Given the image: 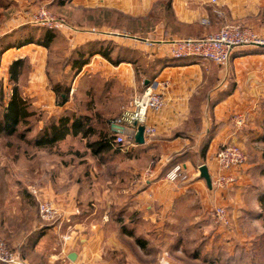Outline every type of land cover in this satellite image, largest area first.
<instances>
[{
  "label": "crops",
  "instance_id": "crops-1",
  "mask_svg": "<svg viewBox=\"0 0 264 264\" xmlns=\"http://www.w3.org/2000/svg\"><path fill=\"white\" fill-rule=\"evenodd\" d=\"M20 1H16L19 8L26 3ZM102 1L110 9L131 17H143L155 3L163 0ZM209 1L170 0L171 24H201V19H210L212 12L220 19L225 17L230 22H240L264 36V0H216L214 5ZM2 9H8V6L0 5ZM172 31L168 23L162 22L140 35L132 34L150 44L131 39L120 40L122 43L108 39L147 53L149 56H143L152 61L153 58L171 59L164 54L166 46L160 42L186 38ZM209 33L202 32L203 35ZM5 58L8 61L26 58L31 65L28 87L36 91L37 86H41L39 81L46 77L45 47L34 43L11 47L3 53L2 60ZM94 59L97 67L102 65L98 70L103 76L126 87L133 85L132 63H105L98 54ZM85 70L82 68L77 77ZM155 78L169 80L164 109L147 117V122L156 126L157 135L151 141L145 140L143 146L133 143L119 147L120 154L129 147L141 151L145 163L118 172V176L126 175L132 180L125 185L112 186L115 197L84 200L79 198L78 191L67 198L60 194V209L64 216L74 219L70 221L72 236L65 243L59 240L61 232L57 226L64 224L58 223L61 218L48 224L49 232L38 238L29 250V257L22 256L27 264H56L59 261L66 264H164L165 260L167 264H243L244 261L233 254L234 250L242 249L251 240L254 242L252 251L264 250V204L261 200L264 195V47L238 48L225 69L194 57L172 59L160 67ZM236 112L243 113L246 119L240 130H234L231 121ZM223 141L237 142L247 157L246 163L236 171L235 184L224 193L212 186L208 188L198 167L205 163L208 172L211 171L214 154ZM149 154L152 155L150 158ZM176 163L185 168L187 179L164 180V174ZM74 203L80 207L79 215L72 214ZM215 205L226 207L231 230L214 221L211 210ZM113 206L115 217L110 211ZM133 215L144 221V224L136 225L135 234L149 240V251L139 247L134 238L120 228L118 219L130 222ZM212 225L214 228H208ZM64 226L67 228L68 223ZM55 235L58 240L53 245ZM228 238H236L237 242L223 241ZM72 252L75 259L69 260L68 255ZM194 252H197L196 256ZM222 252L227 253L226 256ZM182 253L186 257L181 256ZM151 255L154 259L157 256V260L152 258L149 262L147 257ZM28 258H34L35 262Z\"/></svg>",
  "mask_w": 264,
  "mask_h": 264
},
{
  "label": "rangeland",
  "instance_id": "rangeland-1",
  "mask_svg": "<svg viewBox=\"0 0 264 264\" xmlns=\"http://www.w3.org/2000/svg\"><path fill=\"white\" fill-rule=\"evenodd\" d=\"M16 1L0 0V3L3 4L2 6H8V9L0 10L1 32L11 23V20L15 18L16 14H18L17 12L20 11L25 4L37 6L44 5L57 17L63 18L68 26L74 28V30L67 28L55 30V32H57L55 33L56 39L53 41L50 50L46 48L47 58L44 68L46 77L39 81L41 86L38 85L36 91L28 87V83L31 80V65L29 62L25 63L27 66L25 65L26 68L23 70L21 76V82L23 84L21 85L23 88V96L29 102V109L34 112L33 116L29 118L27 124L22 123L18 126V134L0 136V236L12 250L17 251L20 256H22L21 247L31 233L35 234L41 231V235H43L44 233H48L51 228L46 226L52 222L41 219L37 213L38 199L52 198L53 196L55 197L53 199L59 204L60 198L58 196H60V194H63L64 198H67L74 192L77 194V191L79 198L84 200H87L89 197H101L102 200H106L111 196L115 197V190H113L112 186L125 185L132 180V177L126 175L118 176V172L124 168L128 169L132 168L133 165L136 167L138 164L140 166L145 163V161L143 162V155H140L141 151L138 152L133 150L134 147H129L130 149L126 151L127 153L120 154L112 161V164L101 163L99 159L92 154L87 145L88 142L96 139L94 135H89L87 137H83L82 134L66 136L64 139L48 146L35 145L32 141L33 137L50 118L59 116L66 111L74 110L79 112L80 110L83 111V108H87L88 113L92 117H95V114L98 112L104 116V118H109L119 111H122L124 108L123 106L129 102L131 97L144 88L143 81L145 75L142 74V69L146 68V66L148 67L147 64L152 61V58H145L143 56V65H139L141 74L137 72L136 66L132 65L134 77L131 87L120 84L123 89L118 88L116 91L114 89L108 92L103 91L104 83L110 79L103 76L100 70H98L102 69V65L99 67L96 66L94 57L97 58V54L88 58V63L83 66V68L86 69L85 73L79 77H74L69 64V61L73 57L72 50L87 42L93 41L88 40L80 44L78 43V38L81 39L80 35H83L82 32L86 31H96L99 38H104V40H95L105 42H110L108 39L110 34H108V32L118 33L120 35L126 33L132 35L133 32L130 30V25L126 22L125 18L130 15L126 16V14L122 12L121 15L112 17V14H106L107 11L109 12L110 7L102 0H21L26 1V3L20 8L16 6ZM60 1L62 4L59 3ZM100 8L106 9L99 10ZM152 11L153 12H150L149 15L143 16L148 24H152L156 21V25L162 24V22L167 23L168 18H170L164 6L157 7L153 5ZM208 20V24H202L201 22V26L203 25L207 33H209V31H216L223 24L230 22L225 17L222 19L219 18L215 20L216 25L213 24L215 27H212L209 18ZM26 25L30 27H25L23 31L11 34L8 37L11 39L5 40V42L21 41V39L27 38L28 36L38 38L43 32L41 29L37 30L33 28L32 24ZM154 26H151V28ZM63 31H65V33ZM184 33L188 34V32ZM138 35H140V32H138ZM179 35L181 37V33H179ZM182 37L192 38L194 36ZM116 40L117 42H123L120 41L122 40L120 38H116ZM119 46L121 49L116 48L114 50L118 51L125 49L124 45L119 44ZM1 47L2 44H0V50ZM130 50L137 52V58H139V56L142 57L144 54L148 55L147 53H141L135 48H130ZM137 55H134V57ZM102 58L105 60V63H110L104 57ZM153 59L155 60V58ZM4 60H2L1 56L0 111L4 104L7 103L13 86V84L8 81V66L13 60L10 59L8 61L6 58ZM68 83L70 85V99L68 103L62 105L59 103V98L51 86L61 84L65 87ZM87 104L89 107H86ZM92 124L95 125L97 129L99 128V123H97L95 119ZM20 133H22L21 136H24L23 139L20 138ZM139 145L143 146V144ZM136 153L137 155H135ZM148 156L147 157L150 158L152 155L149 154ZM118 180L120 183L117 182ZM31 187L39 189L41 193L39 198L37 197L36 199L30 193L29 188ZM75 189L78 190L75 191ZM124 199L125 198L122 200ZM81 208L83 209V207ZM110 211L113 213L112 217H115L114 206L111 207ZM73 220L74 219L71 221ZM65 223L66 222H64V224ZM64 224L57 226V228L59 227L58 232H61V235L65 234L67 231ZM211 227L214 228V225L208 228ZM230 228L231 225L225 229L229 231L231 230ZM69 230L72 233V228L68 229V231ZM208 230L209 229H207V231ZM71 233L69 232L70 236H72ZM55 236L52 238L55 239V241L52 242L53 245L56 239L58 240L57 235ZM60 239L65 243L61 236L59 240ZM230 240V238L223 239L224 242H230ZM231 241L237 242L236 238H233ZM249 243L250 244L245 243L244 245L248 249H245V247L236 249L233 251V254L239 256L240 259L244 261L243 264H252L251 262H254V264H264V250L259 252L260 254L254 252L250 249L253 247V240ZM222 245L224 246V244ZM25 253H27L26 256L29 257L30 253L28 247ZM226 254L227 253L222 252L223 256H226ZM181 256L186 257L183 253ZM147 258L149 262L157 260V256L154 259V255L148 256ZM152 258L153 260H151ZM28 259L29 261L35 262L34 258L31 260L30 258ZM36 260L38 262L40 261L39 259ZM64 260H67L65 256ZM256 260L258 261L256 262ZM59 262L56 264H66L65 262Z\"/></svg>",
  "mask_w": 264,
  "mask_h": 264
},
{
  "label": "built area",
  "instance_id": "built-area-1",
  "mask_svg": "<svg viewBox=\"0 0 264 264\" xmlns=\"http://www.w3.org/2000/svg\"><path fill=\"white\" fill-rule=\"evenodd\" d=\"M211 5L216 4V0H210ZM15 18L6 26L0 35L11 32L14 28L23 24H32L33 26L45 27L52 30H62L64 28L74 30L68 26L63 18L57 17L44 5L25 4L20 11L17 12ZM202 24H208V17L201 19ZM65 33V31H63ZM81 39L78 43L95 39H100L96 31L82 32ZM109 38H120L122 40L143 41L147 44L151 42L140 37L126 34L111 33ZM69 36V35H67ZM106 36V35H104ZM166 46L164 54L173 58L196 57L208 60L221 68H228L230 59L234 52L240 47L246 46H263L264 36L259 35L256 31L248 26L240 23L229 22L220 26L216 31L202 38H172L160 42ZM144 88L135 93L129 104L124 107L121 114L110 122V131L115 136V142L121 145H130L134 143V135L138 125L144 126V139L153 140L157 135L156 126L147 122L149 114L160 113L166 104V90L169 87L168 79L154 78L151 81H143ZM245 116L241 112L232 115L231 121L234 130H240L245 123ZM246 154L243 148L237 142L223 141L216 150L209 172L211 178V186L224 193L231 188L236 182V171L246 163ZM205 165V163L200 164ZM164 180L176 182L178 180H186L187 173L180 163L174 164L163 176ZM30 193L37 199L41 194L39 189L31 187ZM73 215L81 213L78 204L72 206ZM37 213L39 217L45 221L54 223L59 218L62 221L58 223H68L67 231L61 235V238L67 242L71 236L68 229L71 228L70 216H64V211L53 198L38 199ZM214 221L223 228L231 225L230 216L224 205H215L211 210ZM66 215V214H65ZM65 218H64V217ZM63 217V218H62ZM168 262L165 260L164 264ZM0 264H27L20 254L12 250L6 241L0 236Z\"/></svg>",
  "mask_w": 264,
  "mask_h": 264
},
{
  "label": "trees",
  "instance_id": "trees-1",
  "mask_svg": "<svg viewBox=\"0 0 264 264\" xmlns=\"http://www.w3.org/2000/svg\"><path fill=\"white\" fill-rule=\"evenodd\" d=\"M37 1V0H34ZM42 1V0H41ZM62 4V2H59ZM163 4V5H162ZM0 5H3L0 3ZM157 7L164 6V8L167 10L168 18L167 23L172 27V30L174 32L181 33L183 36H191L193 35L195 39L202 38L206 35H203L202 32L205 30L203 25L197 24V25H179V24H171L172 22V11L170 7V0H163L161 2L155 3ZM2 7H7L2 6ZM106 9V8H100L99 10ZM148 12V15L152 11ZM164 12V11H163ZM211 12V11H210ZM106 14H112L111 16L121 15L122 12L117 9H109V12L107 11ZM127 16V15H126ZM126 22L130 25V30L133 33L138 32H146L148 31L151 26L156 25V22L152 24H148L147 20L143 17H125ZM160 18V17H159ZM158 18V19H159ZM220 17L214 13L211 12L210 14V23L212 27H215L216 25L215 20L219 19ZM214 24V25H213ZM25 27H30L27 25H23L18 27L16 30H12L11 32H8L4 35H0V44H2L1 50H0V58L3 55L5 51H7L11 47H20L22 45H26L29 43H34L41 45L47 49L50 50L51 45L53 41L56 39L55 30L48 29L45 27L40 26H33V28L37 30H43V34L41 33L38 38L28 36L27 38L21 39V41L17 42H10L6 43L5 40H10L11 38H8L11 34L17 33L19 31H23ZM32 27V26H31ZM179 27V28H178ZM204 28V29H203ZM34 29V30H35ZM32 31V30H30ZM172 31V32H173ZM184 32H188V34H185ZM210 32V31H209ZM4 40V41H3ZM15 41V40H14ZM121 49V47L114 42H105L100 40H93L90 42H87L75 49H73V57L69 61L71 70L73 71L74 77L78 75V73L82 70L83 66L88 63V58L92 55L99 54L102 57H104L106 60H108L112 64H118L120 62H130L133 65L136 66L137 72L141 74L140 72V64L143 62V55L142 57L137 55V52L130 50V48L125 47L124 50H118L115 51L114 49ZM134 55H137L134 57ZM183 58H189V57H181V58H161V59H155L151 62H149L148 67L142 69V74L145 75V81H151L156 77V75L159 72L160 67L164 63L170 62L172 59H183ZM196 58V57H194ZM28 63L26 58H18L13 60L9 66H8V81L13 84L10 96L8 98V101L4 106L1 108L0 111V136H9L13 134H18V126L22 123L27 124L29 121V118L33 116V111L29 109V102L28 100L23 96L22 91V82H21V76L23 73V70L26 68V64ZM26 65V66H25ZM143 65V64H142ZM147 75V76H146ZM147 77V78H146ZM82 79V78H81ZM18 84V85H16ZM22 84V85H21ZM53 91L57 94L59 98L60 104L68 103L69 101V91H70V85L69 83L66 84L65 87H63L61 84H55L51 86ZM118 88H122L120 86V83L115 80H108L104 83V90L108 92L114 89L118 90ZM123 89V88H122ZM118 95V94H117ZM117 97V96H115ZM130 101V100H129ZM129 104L127 102L126 105L123 107H126ZM86 107H89L88 104ZM83 111H66L63 114H60L59 116L52 117L50 120H48L45 125L38 130L37 134L33 137V143L37 146H48L52 145L59 140L64 139L66 136H76L79 134H82L83 137H87L89 135L96 136V139H93L92 141L88 142V147L90 148L92 154L99 159L101 163H108L112 164L119 155L122 153L119 149L120 146H122L119 143L115 142V136L110 131V122L113 118L118 117L121 114V111H119L117 114H114L110 116L109 118H104L100 113H96L95 117H92L89 113L87 108H83ZM94 119L97 123H99V128L97 129L95 125H93ZM95 123V122H94ZM96 124V123H95ZM97 125V124H96ZM22 133H20V138L23 139L24 136H21ZM207 143V142H206ZM206 145V144H205ZM203 146V150L206 148V146ZM127 153V152H125ZM262 203L264 204V195L261 198ZM118 222L120 223V228L123 233H125L128 236H132L135 240V243L147 250V245L149 244V240L145 239L143 236L136 235L135 234V228L136 225L144 224V221L139 216H132V220L130 222H125V220L119 218ZM135 226V227H133ZM41 231L39 233H31L27 239L24 245L21 247L22 256L27 258V253H25L26 248L30 250V248L36 243L38 238L41 236ZM204 242V241H202ZM204 243L202 244L201 248ZM150 249L148 248V251ZM194 256L197 255V252H194Z\"/></svg>",
  "mask_w": 264,
  "mask_h": 264
},
{
  "label": "water",
  "instance_id": "water-1",
  "mask_svg": "<svg viewBox=\"0 0 264 264\" xmlns=\"http://www.w3.org/2000/svg\"><path fill=\"white\" fill-rule=\"evenodd\" d=\"M145 139H144V126L143 125H138L137 126V130L136 133L134 135V143L135 144H144ZM199 175L202 179L205 180L206 185L208 186V188H211V178H210V174L208 172V169L206 167V165H201L199 167ZM68 259L69 260H74L75 259V253L72 252L68 255Z\"/></svg>",
  "mask_w": 264,
  "mask_h": 264
}]
</instances>
